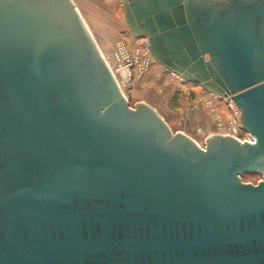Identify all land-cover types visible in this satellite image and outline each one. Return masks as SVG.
Wrapping results in <instances>:
<instances>
[{"label":"water","instance_id":"water-1","mask_svg":"<svg viewBox=\"0 0 264 264\" xmlns=\"http://www.w3.org/2000/svg\"><path fill=\"white\" fill-rule=\"evenodd\" d=\"M123 6L256 143L131 108L73 0H0V264H264V0Z\"/></svg>","mask_w":264,"mask_h":264},{"label":"rangeland","instance_id":"rangeland-1","mask_svg":"<svg viewBox=\"0 0 264 264\" xmlns=\"http://www.w3.org/2000/svg\"><path fill=\"white\" fill-rule=\"evenodd\" d=\"M84 2L87 3V6H84L85 8L88 7L94 15L97 14L100 27L103 29V33L108 37V41L106 40L102 43L101 38H99L89 26L90 23L95 22L94 17H89L90 20L94 21H90L86 18V24L99 48L104 52L107 60L110 62L112 69L116 61H113L111 56L116 53V45L122 41L128 45V50L131 52L132 56L138 58L139 63H141L143 54L145 53L143 50V46H145L144 39L141 40L134 36L129 30L125 20L123 0H84ZM98 5L105 7V9L108 8L107 11L112 18L111 20H106L99 14ZM82 6L81 4V7ZM77 8L80 11L81 8L79 5H77ZM148 59H150V64L147 70L143 73H138L136 70H139V65H137L136 70H132V75L134 77L133 81L129 86H124L123 93L130 107L134 108L136 104L140 103L147 104L156 109L174 133L182 132L193 138L201 147H204L207 137L206 132L214 128L213 119L207 115V112L202 110L203 108L199 103L193 102L196 104L194 107L189 105V102L186 104L187 100L185 99V94L182 93L186 85L180 83L181 78L176 77L175 73L158 65L150 55H148ZM116 77L121 82L119 75ZM187 86L197 94L201 91V85L199 84L189 83ZM191 96L193 98V93ZM167 109L171 113L169 117L165 116L163 113V111ZM188 115L192 116V119L186 121ZM200 130L202 132H200Z\"/></svg>","mask_w":264,"mask_h":264},{"label":"built area","instance_id":"built-area-1","mask_svg":"<svg viewBox=\"0 0 264 264\" xmlns=\"http://www.w3.org/2000/svg\"><path fill=\"white\" fill-rule=\"evenodd\" d=\"M145 40L146 38H144V45ZM115 48L118 51H116V53L111 56L112 60L116 61L115 65L112 64L113 70L115 74L119 75V77L123 81V77L121 76V74L127 68L130 78L126 85L129 86V84L134 79L132 72L136 70L137 65H139V70H136L138 73H143L147 70L150 64V59H148V55L150 54L147 50L146 45L143 46V50L145 51V53L143 54L142 62L139 63V59L132 56L131 52L128 50V45L123 41L119 42ZM119 51L122 53H119ZM180 81L182 85H186L185 89H183L182 91V93L185 94V99L187 100L186 104L189 102L188 104L194 107V105H196L194 103H199V105H201L203 108L202 110L207 112V115L211 119H213L214 128L211 131L206 132V139L209 136L220 135L224 137L234 138L242 144L256 143L255 137L252 136L249 132L245 131L243 128L242 111L237 104L231 103L227 98L223 96L211 94L201 86V91L197 94L192 89L188 88L187 85H189V83H187V81L182 78ZM192 93L193 98L191 96ZM200 132L202 131L200 130Z\"/></svg>","mask_w":264,"mask_h":264},{"label":"crops","instance_id":"crops-1","mask_svg":"<svg viewBox=\"0 0 264 264\" xmlns=\"http://www.w3.org/2000/svg\"><path fill=\"white\" fill-rule=\"evenodd\" d=\"M73 1L76 3V5L80 6L81 9L80 8L79 9H80L81 15L83 16L85 21H86V18L89 19V17L90 18L94 17L95 22L90 23L89 26L92 28V31L94 30L93 32H95L96 35L99 38H101V42L104 43L106 40L108 41V39H107L108 37L103 33V29L100 27V23L97 20L98 19L97 14L94 15V13H92L88 7H86V8L84 7V6H87V3L84 2V0H73ZM81 4L83 5L82 7H81ZM98 6H99L98 7L99 14L102 15L104 17V19H106V20L110 19L111 20L112 18L109 16L108 11H107L108 8L105 9V7H102L100 5H98ZM110 10H111V8H110ZM94 20H90V21H94ZM86 23H87V21H86ZM163 113L165 114V116H168V117L171 115V113L168 109L163 111ZM190 119H192V116L188 115L186 121H189Z\"/></svg>","mask_w":264,"mask_h":264},{"label":"bare ground","instance_id":"bare-ground-1","mask_svg":"<svg viewBox=\"0 0 264 264\" xmlns=\"http://www.w3.org/2000/svg\"><path fill=\"white\" fill-rule=\"evenodd\" d=\"M79 12H80V11H79ZM85 23H86V22H85ZM87 26H88V25H87ZM100 51H101V49H100ZM116 51H118V50L116 49ZM119 53H122V52L119 51ZM101 54H102L103 59H104V60L106 61V63L108 64V67H109L110 70L112 71V73H113V75H114V77H115V79H116L118 85L120 86V89H121L122 93H123V91H124V86H126L127 82L129 81V78H130V75H129V72H128L127 68H126V69L124 70V72L121 74V76L123 77V78H122L123 81L121 80V82H120V81L118 80V78L116 77L117 75H116L115 72L113 71V69H112V67H111V64H110V62L107 60V58H106L104 52L101 51ZM187 83H191V82H187ZM123 84H124V85H123ZM123 94H124V93H123ZM225 98H226V97H225Z\"/></svg>","mask_w":264,"mask_h":264}]
</instances>
